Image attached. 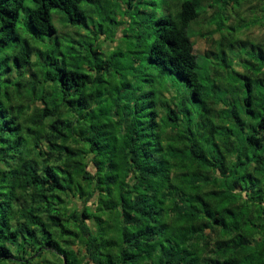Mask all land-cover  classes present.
<instances>
[{"label":"trees","instance_id":"16d2710c","mask_svg":"<svg viewBox=\"0 0 264 264\" xmlns=\"http://www.w3.org/2000/svg\"><path fill=\"white\" fill-rule=\"evenodd\" d=\"M95 1L0 0V264H264V0Z\"/></svg>","mask_w":264,"mask_h":264},{"label":"rangeland","instance_id":"374dc122","mask_svg":"<svg viewBox=\"0 0 264 264\" xmlns=\"http://www.w3.org/2000/svg\"><path fill=\"white\" fill-rule=\"evenodd\" d=\"M109 3L114 2L115 0H106ZM106 1L104 0H97V2L95 1L93 4H91V7H96L98 8V5H102L104 4ZM149 2V8H148V12H152L156 14V18L159 17L162 13H165V9L164 7H161V0H148ZM206 8V6L201 5L200 6V11L203 14L204 9ZM126 8H123L124 11ZM259 8L253 5V7L251 8L250 4L245 5L244 8H242L241 13V19L243 20V23H241V25L243 27L242 30L244 32L248 31L250 29V27L256 22V17H258L260 15H262V12H260L258 10ZM206 10V9H205ZM176 8L172 7V12H175ZM230 16V19L228 20V17ZM25 19V14L24 12H22V17H21V24L23 25ZM131 18V22H132ZM62 17L58 16V14H56V12L53 13V21L54 24L57 26V28L59 29V32H61L65 27H64V23L61 21ZM117 20L122 23L120 26H118L117 28V37L114 38V40H117V38H119V40L117 41H112L110 39H112L110 37V34L107 35L105 32L106 30H102L101 36H100V40L98 41L99 47L102 49V53L104 52H120V53H125V54H129V49L132 48L134 46V44H136V38L133 37V39L131 38V34L132 31L131 29L134 28V26H127V23L129 21V17H122L121 12H117ZM239 18H235L234 13H233V7L231 6V8L228 9V11L226 12V17H225V22L226 24H229L227 26L233 25L236 27H239ZM203 21V20H202ZM199 20H196L195 22H193L189 28V33L191 35V39L192 41L196 42V46H195V50L196 53L201 55L204 52H206L209 49V42L206 41V39H208L207 37L202 36L199 32H196L199 27L201 26V23H198ZM232 23V24H231ZM126 27V29H128L127 31H125L123 34L121 33L123 28ZM64 27V28H63ZM100 27L97 26V30H99ZM206 29V28H205ZM68 32V31H67ZM66 32V33H67ZM83 35L85 34V32L82 33ZM123 35V38H120ZM45 37V36H44ZM57 36H54L53 39H55ZM244 37H250L252 39H256L258 41H260L261 39L264 38V25H256L254 27L251 28V30H249V32H247V34L244 35ZM47 38V37H45ZM49 39V38H47ZM89 39H92V37H90ZM129 48V49H128ZM143 48V47H142ZM202 57L199 56V62H201ZM1 241V240H0ZM7 241V240H6ZM7 245L9 247L12 248V246L10 245L9 241H7ZM48 259L51 260L52 262H54V264H61V261L59 258L52 256L51 254L47 255ZM13 264H22L20 261H14Z\"/></svg>","mask_w":264,"mask_h":264},{"label":"water","instance_id":"95a60500","mask_svg":"<svg viewBox=\"0 0 264 264\" xmlns=\"http://www.w3.org/2000/svg\"><path fill=\"white\" fill-rule=\"evenodd\" d=\"M64 264H66V261L64 260Z\"/></svg>","mask_w":264,"mask_h":264}]
</instances>
